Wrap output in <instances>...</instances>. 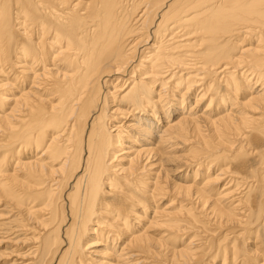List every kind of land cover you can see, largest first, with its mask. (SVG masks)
<instances>
[{"label": "bare ground", "instance_id": "1", "mask_svg": "<svg viewBox=\"0 0 264 264\" xmlns=\"http://www.w3.org/2000/svg\"><path fill=\"white\" fill-rule=\"evenodd\" d=\"M0 264H264V0H0Z\"/></svg>", "mask_w": 264, "mask_h": 264}]
</instances>
